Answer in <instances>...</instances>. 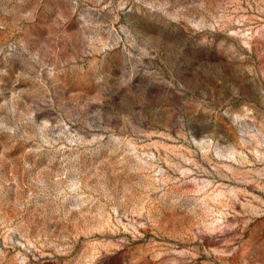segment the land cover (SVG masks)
Returning <instances> with one entry per match:
<instances>
[{"label":"rangeland","instance_id":"1","mask_svg":"<svg viewBox=\"0 0 264 264\" xmlns=\"http://www.w3.org/2000/svg\"><path fill=\"white\" fill-rule=\"evenodd\" d=\"M0 264H264V0H0Z\"/></svg>","mask_w":264,"mask_h":264}]
</instances>
